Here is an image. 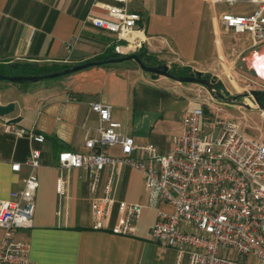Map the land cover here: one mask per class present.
Masks as SVG:
<instances>
[{
  "label": "crops",
  "instance_id": "obj_1",
  "mask_svg": "<svg viewBox=\"0 0 264 264\" xmlns=\"http://www.w3.org/2000/svg\"><path fill=\"white\" fill-rule=\"evenodd\" d=\"M108 0H0V66L29 64L53 72L84 62L143 50L157 61L207 74L222 84L228 96L244 92L250 78L264 83V44L253 46L249 34L225 32L224 14L250 15L257 5L238 0L232 5L216 0H130L128 11L137 16L133 33L141 48L119 40L92 24L106 18ZM118 47V51L115 48ZM247 83V84H246ZM212 97L196 84L154 78L134 61L86 68L40 82H0V105L13 110L0 117V199L20 190L30 169L23 165L32 147L40 150L33 174L38 187L32 227L18 230L13 239L29 244V264H176V252L151 241L150 229L160 211L172 207L150 204L141 172L127 166H107L97 192L83 170L60 168L62 151L84 153V141L96 136L98 116L91 103L111 106L119 133L137 144H153L167 154L183 131V116ZM11 120H17L10 123ZM10 123L44 136L36 145L26 136L4 132ZM120 156L118 146L104 150ZM20 164L18 172L11 169ZM113 176L116 202L142 205L133 234L114 231L117 203L102 229L94 228L92 202L103 195ZM63 183L64 192L60 193ZM2 231L0 230V238ZM180 264H187L185 256Z\"/></svg>",
  "mask_w": 264,
  "mask_h": 264
},
{
  "label": "built area",
  "instance_id": "obj_2",
  "mask_svg": "<svg viewBox=\"0 0 264 264\" xmlns=\"http://www.w3.org/2000/svg\"><path fill=\"white\" fill-rule=\"evenodd\" d=\"M96 2V0H94ZM106 18L94 17L92 24L119 40L141 48L142 40L133 33L137 16L130 13V0H108ZM228 5L238 0H216ZM257 8L250 15L224 14L221 25L227 33L249 34L253 46L264 44V0H250ZM118 51V47L115 48ZM212 98L182 118L183 131L172 141V149L163 154L153 144H137L119 133V124L111 118V106L91 103L98 116L97 134L84 141L86 152L62 151L60 168L83 170L90 191L96 193L103 170L110 165L127 166L142 173L150 204L170 205L171 213L160 211L150 229L151 241L176 252V264L187 257V264H264V142L240 132V124L221 116L222 109ZM205 107L214 111L209 116ZM4 132L26 136L40 145L45 138L10 123ZM118 146L120 156H108L105 149ZM40 150L32 147L24 166L30 173L20 190L0 199V264H29V244L15 241L18 230L32 227L35 194L38 187L33 174L40 165ZM18 172L20 164H13ZM113 176H109L103 195L95 197L91 210L94 228L102 229L117 203L119 219L114 231L133 234L142 205L116 202L112 195ZM59 192H64L63 183Z\"/></svg>",
  "mask_w": 264,
  "mask_h": 264
},
{
  "label": "water",
  "instance_id": "obj_3",
  "mask_svg": "<svg viewBox=\"0 0 264 264\" xmlns=\"http://www.w3.org/2000/svg\"><path fill=\"white\" fill-rule=\"evenodd\" d=\"M124 61H134L140 70L144 73L150 74L154 78L165 77L176 81L178 83L196 84L200 85L207 90L213 100H221L225 104H232L239 107L246 108L248 110L253 109L252 106L247 104L243 97L250 98L257 106L259 110H264V103L261 101L264 98V92L251 90L244 93L242 96H225L220 90L216 89L215 84L212 80L202 76V73L195 72L188 76L175 77L169 72V67L165 64L148 66L144 64L137 54H130L127 56H121L116 58H110L102 61H90L84 62L78 65H74L56 72L40 74V75H26V76H6L0 74V81H7L12 83H23V82H40L44 80H50L59 78L62 76L70 75L75 72L84 70L86 68L100 66L111 63H121ZM13 110V105L8 104L6 106L0 105V117L9 114ZM17 120H11L10 123H15Z\"/></svg>",
  "mask_w": 264,
  "mask_h": 264
},
{
  "label": "rangeland",
  "instance_id": "obj_4",
  "mask_svg": "<svg viewBox=\"0 0 264 264\" xmlns=\"http://www.w3.org/2000/svg\"><path fill=\"white\" fill-rule=\"evenodd\" d=\"M250 79L251 80L247 81L248 85L246 86L244 92L237 95L242 96L244 93L249 92L251 90L264 92L263 82L252 77ZM243 100L245 102L246 100H248V104L252 106L253 109L248 110L246 108L239 107L236 105L225 104L221 100L214 101L219 103V106L222 109L220 113L221 116L232 118L240 124L241 134L247 137L259 139L264 142V110H259L256 104L250 98L243 97ZM204 109L209 116H214V111L210 107H205ZM247 262L251 264L254 263L252 258H248Z\"/></svg>",
  "mask_w": 264,
  "mask_h": 264
},
{
  "label": "trees",
  "instance_id": "obj_5",
  "mask_svg": "<svg viewBox=\"0 0 264 264\" xmlns=\"http://www.w3.org/2000/svg\"><path fill=\"white\" fill-rule=\"evenodd\" d=\"M136 54L139 56L141 61L148 66L162 65L161 62L157 61L153 56L147 55L143 50H139ZM116 57L121 56H119L118 54H110L99 58V60L102 61ZM51 72L53 71L29 64H11L0 66V74L6 76L40 75ZM169 72L175 77L188 76L195 73L187 67L178 66H171L169 68ZM202 76L208 78L209 80H212L215 84L216 89L220 90L225 96H228V94L224 92L222 84L220 82L216 81L214 78L210 77L207 74H202ZM246 103L248 104V100H246Z\"/></svg>",
  "mask_w": 264,
  "mask_h": 264
},
{
  "label": "flooded vegetation",
  "instance_id": "obj_6",
  "mask_svg": "<svg viewBox=\"0 0 264 264\" xmlns=\"http://www.w3.org/2000/svg\"><path fill=\"white\" fill-rule=\"evenodd\" d=\"M261 101L264 103V98H262Z\"/></svg>",
  "mask_w": 264,
  "mask_h": 264
}]
</instances>
